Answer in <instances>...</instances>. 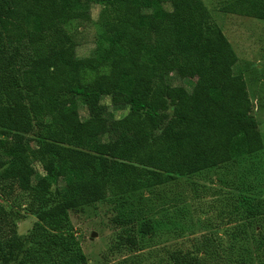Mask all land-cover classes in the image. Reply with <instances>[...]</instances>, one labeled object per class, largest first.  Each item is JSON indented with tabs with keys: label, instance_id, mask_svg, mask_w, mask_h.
Masks as SVG:
<instances>
[{
	"label": "trees",
	"instance_id": "trees-1",
	"mask_svg": "<svg viewBox=\"0 0 264 264\" xmlns=\"http://www.w3.org/2000/svg\"><path fill=\"white\" fill-rule=\"evenodd\" d=\"M87 1L5 0L0 6V182L40 199L44 208L34 228L46 237V247L13 264H34L40 252L51 261L62 257L61 264H82L81 254L67 260L70 252L56 251L71 237L68 210L108 197L116 205L262 149L244 80L233 72L236 56L200 0H103L110 47L76 58L62 25L87 19ZM220 11L264 21V0H229ZM7 25L13 34H2ZM30 40L46 44V53L25 54ZM84 69L93 73L86 82ZM171 76L192 80L191 92L176 90ZM103 96L122 98L127 113L108 124L73 118L77 98L91 103ZM192 97L193 105L180 107ZM51 189L59 201L48 207ZM5 216L0 206V223ZM115 221L133 227L135 219ZM138 226L143 236L155 234L149 221ZM21 247L11 231L0 246V264ZM197 253L192 244L173 253V263L199 264Z\"/></svg>",
	"mask_w": 264,
	"mask_h": 264
},
{
	"label": "rangeland",
	"instance_id": "rangeland-1",
	"mask_svg": "<svg viewBox=\"0 0 264 264\" xmlns=\"http://www.w3.org/2000/svg\"><path fill=\"white\" fill-rule=\"evenodd\" d=\"M102 1L88 0L83 6L87 19H73L62 25L75 44L76 58H90L98 49L110 47L104 33L110 16ZM200 1L207 9L210 24L220 28L236 56L233 72L240 73L244 80L249 114L262 149L215 169L134 193L123 202L119 198L116 205L109 203L112 198L108 197L68 210L71 237L65 236L63 248H56L62 255L70 252L65 256L67 260L75 253L83 256L82 264H174L173 253L183 254L193 244L199 264H238L241 257L248 259V264H264V21L222 13V2L229 0ZM4 2L0 0V6ZM11 27L7 25L2 34H13ZM25 45L24 53L32 57L44 55L48 49L46 44L33 40ZM80 76L86 82L93 73L84 69ZM171 84L178 91L191 92L192 80L171 76ZM194 103L192 97L180 107ZM127 111L122 98L103 96L91 103L77 98L73 118L80 121L91 117L98 124H108ZM32 167L38 175L43 174L37 163ZM0 195V206L6 212L0 223V246L11 237V231L22 245L8 263L13 264L32 250L46 247L45 235L35 233L34 228L35 214L44 206L39 198L14 186L4 187L2 182ZM45 199L48 207L59 201L53 189ZM130 216L135 219L133 227L113 222L114 218ZM144 221L154 227V235L138 233V225ZM124 235L133 237L135 244L130 245L122 238ZM36 257L34 264H61L62 260L53 257L51 261L41 252Z\"/></svg>",
	"mask_w": 264,
	"mask_h": 264
},
{
	"label": "water",
	"instance_id": "water-1",
	"mask_svg": "<svg viewBox=\"0 0 264 264\" xmlns=\"http://www.w3.org/2000/svg\"><path fill=\"white\" fill-rule=\"evenodd\" d=\"M94 236V235H93Z\"/></svg>",
	"mask_w": 264,
	"mask_h": 264
}]
</instances>
